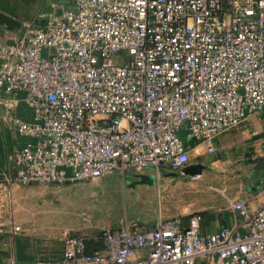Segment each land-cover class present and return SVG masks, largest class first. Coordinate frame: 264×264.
Segmentation results:
<instances>
[{
	"label": "built area",
	"instance_id": "1",
	"mask_svg": "<svg viewBox=\"0 0 264 264\" xmlns=\"http://www.w3.org/2000/svg\"><path fill=\"white\" fill-rule=\"evenodd\" d=\"M50 7L39 27L0 43V129L25 139L0 165V191L181 171L264 108V0ZM230 211L233 224L208 234L198 213L69 234L53 264H264V204Z\"/></svg>",
	"mask_w": 264,
	"mask_h": 264
},
{
	"label": "rangeland",
	"instance_id": "2",
	"mask_svg": "<svg viewBox=\"0 0 264 264\" xmlns=\"http://www.w3.org/2000/svg\"><path fill=\"white\" fill-rule=\"evenodd\" d=\"M10 1L21 19L28 20L23 22H28L32 28L43 24L50 11L51 0H34L29 5L19 0ZM2 133L9 136L6 129ZM12 141L15 142L14 147L11 146ZM16 143L10 138L6 146L15 148ZM191 161L205 166L203 176L219 172L206 159L196 162L192 158ZM256 169L258 167L247 174V189L259 188L258 192L264 195V165ZM160 175L163 186L174 187L176 183L217 185V182L205 181L209 177H191L179 171H160ZM115 176L118 175L68 185L3 188L0 191V264H9L10 259L15 264H53L60 258L62 239L69 234L92 238L105 229H115L126 223L147 225L159 218L164 219L159 212L163 216L170 212L177 213L179 217L193 213L205 216L208 211L217 210H213L215 205L210 207L213 199L218 198L222 202L224 194H227V191L209 188L172 192L166 189L162 194H146L137 189L131 191L125 184L127 179L123 182L121 177ZM199 205L198 210L191 212V206Z\"/></svg>",
	"mask_w": 264,
	"mask_h": 264
},
{
	"label": "crops",
	"instance_id": "3",
	"mask_svg": "<svg viewBox=\"0 0 264 264\" xmlns=\"http://www.w3.org/2000/svg\"><path fill=\"white\" fill-rule=\"evenodd\" d=\"M30 2L29 4H32ZM28 3L26 5H29ZM51 1L49 2V13L51 12ZM68 8H72V3L68 1L66 3ZM15 11L16 19L21 22V29L19 31H8L5 27H0V43L1 44H12L17 38L21 37V31L23 30V20L19 13ZM47 15H45L46 17ZM18 115V112H17ZM19 116V115H18ZM29 114H27L26 118L28 119ZM255 132L256 135H252ZM10 133V132H9ZM12 136V134L10 133ZM12 138H14L12 136ZM15 139V138H14ZM16 140V139H15ZM215 147L216 154L211 157H207L206 160L210 162L213 168L218 170V173L213 175H204L201 173L200 176L209 177V179H205L207 182H217L216 187H212L204 185L203 183H186V185H180L176 183L174 187L168 184L164 186L160 183V171H170L168 169L160 170L158 173L152 170H143L141 172H128L122 177L118 175L115 177H121L125 184H128V188L137 189L139 192L144 193H156L162 194V190H177V189H193L202 191L203 189H212L217 190L219 192L227 191V194L221 199L222 202H219L218 198L213 199L212 206L215 208L213 210L216 211H208L205 216H202L201 213V232L208 234L217 232L219 229L231 226L233 224V214L230 211L232 204L236 201H245L247 206L249 207L251 212L256 211L259 207L264 204V195L259 193L258 189L249 190L247 189V174L249 171L264 165V108L257 114L252 115L248 118L246 122L243 123L242 127L239 129L231 130L222 133L218 137L215 138ZM7 149V146H6ZM197 162V161H196ZM256 169V171L258 170ZM177 172V171H172ZM181 173V171H179ZM182 174V173H181ZM112 175V176H114ZM140 175L145 176H154L155 180L149 182L147 184L139 183ZM174 175V174H173ZM111 177V176H110ZM196 177V176H194ZM108 178V177H107ZM104 178V179H107ZM206 184V183H205ZM140 187H145L144 189ZM147 188V189H146ZM248 190V191H247ZM264 191V190H263ZM206 194V193H205ZM213 196L211 195L210 198ZM199 206H191V212L198 210ZM160 216L164 219H157L151 224L143 225L145 227H152L159 220H167L175 217H179L177 213L170 212V214L163 216L159 212ZM181 214V213H180ZM195 214V213H193ZM191 216V215H190ZM190 216L184 217L180 215L183 223H186ZM240 220V219H239ZM238 221V218H237ZM71 235H81V234H71ZM62 255V246H61V254ZM58 260V259H57Z\"/></svg>",
	"mask_w": 264,
	"mask_h": 264
},
{
	"label": "water",
	"instance_id": "4",
	"mask_svg": "<svg viewBox=\"0 0 264 264\" xmlns=\"http://www.w3.org/2000/svg\"><path fill=\"white\" fill-rule=\"evenodd\" d=\"M24 4L34 0H19ZM21 22L16 19L14 7L10 0H0V27H5L8 31H19ZM205 166L200 163L190 164L182 168L181 173L191 177L198 176L202 173ZM139 183L147 184L155 180L154 176H139Z\"/></svg>",
	"mask_w": 264,
	"mask_h": 264
},
{
	"label": "trees",
	"instance_id": "5",
	"mask_svg": "<svg viewBox=\"0 0 264 264\" xmlns=\"http://www.w3.org/2000/svg\"><path fill=\"white\" fill-rule=\"evenodd\" d=\"M17 112H18V115H19V116L18 115L17 116L19 118H21L23 120H27L26 116H27V114H29V111L26 108V106L24 105V103L20 104ZM2 131L0 129V165H2L4 163L8 153L12 152L13 147H14L13 145L15 144V142L12 141V145L11 146H13V147L11 148V146H10L9 149L8 148L6 149V145H7V143L10 142V138H12V136L10 135L9 132H8L9 136H7V135L3 134ZM12 139H14V138H12ZM16 141H17V143H16L17 147H20V146H22L25 143V139H22V138H17ZM19 141H21V142H19ZM190 144L193 145L194 143L191 142ZM19 249H21V248L19 247Z\"/></svg>",
	"mask_w": 264,
	"mask_h": 264
}]
</instances>
